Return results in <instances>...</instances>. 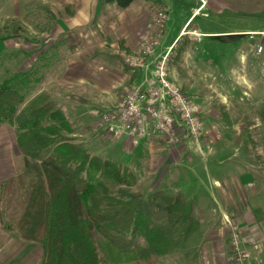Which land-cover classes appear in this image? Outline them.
Segmentation results:
<instances>
[{"label":"crops","instance_id":"crops-1","mask_svg":"<svg viewBox=\"0 0 264 264\" xmlns=\"http://www.w3.org/2000/svg\"><path fill=\"white\" fill-rule=\"evenodd\" d=\"M14 1L16 2V7L22 10L23 19L26 18L31 23L39 24L36 19L39 18L40 14L38 12L35 13V10L44 9V18L48 20L47 17L51 16L49 18L52 19L51 21H46V24L50 27L54 26V30L57 33L66 34L49 36L48 41L54 39V43L56 44L47 48H41V44L37 45L29 41H23V44L19 45V48H14L12 47L14 45L12 44L13 42L8 40L10 38L5 37L4 41H0V61L3 62L0 75L2 77L11 72H30L38 64L40 67L39 71L44 74H51L58 70L62 74L60 76L61 79L72 80L83 76L87 81V77L91 74V71L88 74L84 64L78 70H73V60L70 58L80 54L82 48L86 49L88 47L89 56H94L98 51H101L99 49L93 50L92 35L96 32L93 30L94 26L100 28V31H104L107 28V33H111V36H99L100 40H102L101 46L103 45V47L107 48L106 45L109 44V40H112L111 38L119 40L118 43L121 47L117 44V48H120L121 52L118 49L119 51H113L111 54H116L118 57H121L122 54H136L142 51L143 46L150 40V36H153L151 25L156 19L157 12L163 9L166 12L167 20L161 33L160 44L156 47L153 54L146 55L143 58V62L150 61L151 63L152 61V63L148 68H138L139 70L137 71H131L132 74L129 72V76L126 78L128 82L130 81L134 85L142 84L145 79L153 75L155 60L157 58L162 57L165 53L166 55L167 53H171L173 57H178L175 51L187 45L181 59L174 57L170 61L169 77L172 82L181 88L182 92L188 94L200 107L201 116L202 111L205 110V106H203L205 103L199 95V90L205 89V85H209L208 83L210 82L212 83V78L215 74L222 75L221 78L228 83L224 84L226 85L225 87L229 85L231 88L248 90L249 92L245 91L244 95L250 97L246 100L252 104V107H264V96L261 95L264 94V0H135L132 5L123 10L119 9L116 5H104L103 0ZM26 22L28 23V20ZM111 31L116 36H112ZM81 32L86 33L84 37L89 42V45L85 44L87 45L85 47L78 44V42L81 44V38L74 36L77 33L81 34ZM89 32L90 36H87ZM70 34L72 36H65ZM45 37L47 36H44L42 40ZM142 42L144 43L142 44ZM57 46L64 47L63 51H58ZM259 46L263 47V51L260 54L257 52ZM9 50L10 52H18L23 56L21 65L13 62L9 65L8 60L11 58ZM73 52L76 53L70 55ZM61 55L63 59L58 61L57 59L61 58ZM46 58H50V60L47 61ZM45 63L46 65L44 66ZM70 73L76 76L72 78ZM49 78H44L36 86L27 101L43 91L48 92L54 100L56 99L51 91L53 83L48 80ZM87 88L92 90V84ZM259 94L261 96H257ZM218 99L221 106L225 108V111L231 110L232 112L233 105L237 104V102L227 96H221ZM55 101L70 124L71 131L67 135L73 138L80 135L75 132L78 126L74 124V116L72 118L68 117V115L83 113L82 115H89V119L93 118L95 120L99 116V113L101 114V112L96 111L93 117V110L89 111L86 108L89 104L90 107L96 105L92 99L87 101L88 103H83V106L80 103L79 105L78 103L75 104L76 106L72 105L74 107L71 114H69L70 108L67 104L60 105L57 100ZM84 101L86 102V100ZM100 102H102V99ZM79 118L81 116H76V119ZM257 118V126H262L263 128L260 114L259 116L257 115ZM84 119L85 123L90 121L86 120V118ZM88 130H86L87 133ZM262 130L264 131V128ZM181 131L180 129L179 134L181 135L179 136L178 143L183 139L189 138L185 132ZM245 133L247 134V132ZM240 134L237 133L239 136ZM248 134H251V132ZM84 137L85 147H88L90 144L87 145L86 143L91 140L88 134ZM132 145V141L125 136L123 139L116 141V150H113L114 156L111 155L108 158L123 166H129L133 170H136V166L143 164V162L146 167H148V164L149 166L153 164L154 167H157L156 164H160V160L168 162V185H171L170 181H172L173 185L176 186L177 183L185 179L184 175L186 176V174L188 175L187 177H190L191 174L188 170H192L193 166H200V169L207 168V162L203 160L205 156H202L206 147L197 146L195 148L192 146L191 148L178 149L175 147L176 145L168 146V157L165 158L161 154H156V152H160V148H157V146L161 144L158 141V137L154 134H150L144 138L139 146L132 147ZM188 145L190 147V144ZM247 145L252 147V149H257L258 146L257 144ZM248 146L245 147L246 150ZM102 147L108 148L109 146L103 144ZM260 147L264 149V144ZM219 149L215 147L211 151L214 154L211 164L213 167L217 164L220 166V169H223L227 162H234L237 170L235 172L231 171L230 177L226 181L221 180L220 183L225 187L226 184L229 185L228 190L231 188V191L235 192V200L239 204L238 194L240 193L243 197L246 194L242 191V187L258 184L262 188L264 179L261 174L254 176L253 173L245 172L239 175L237 173L239 167L235 165L238 163L235 161V154L234 156H229L230 153L237 152V150H234L230 146ZM261 149L260 152H262ZM226 153L228 154L223 157V154ZM193 154L198 155V158L195 155L193 156ZM255 158L256 161L251 162L250 160V163L258 162L260 167L264 169V160H258L259 156H255ZM226 159L228 160L225 162ZM25 170V159L18 148L16 130L8 126L0 127V192L1 186L5 181ZM203 175L206 178L208 176L213 177L214 183L218 181L216 174L211 175L206 172V169L203 171ZM254 179L262 180V182L254 184ZM250 189L251 193L245 198L242 197L244 210L241 211L243 214V221L241 223L243 229L241 228V230L247 240L250 238L248 241L256 240V243L264 247L263 196L254 195L253 191L256 188L250 187ZM220 195L219 188L217 187L214 189L212 199L209 198V200L217 204L223 201V199H220ZM248 201L252 204L251 207L247 204ZM232 204L233 207L239 210L238 204L235 201H232ZM221 211L219 210L217 215H211V217L205 212L203 214L202 211L200 215V222L202 223L198 231L182 244L183 248H191V252L196 251V254L192 255L191 262L188 263L189 260L186 256L181 255L180 258L168 259V264H230L228 261L229 240L228 242L226 241V238L229 239L230 236V227L228 228L224 224ZM213 213H216L215 209H213ZM206 218H210L211 220L208 221ZM210 222L214 224L212 230L207 226ZM209 229L212 234H209ZM201 231L203 235L202 237L198 236L197 238L201 239L197 241L196 236L199 235L197 233ZM189 241H191L190 244ZM42 261L43 249L39 244L23 241L11 226L3 225L0 221V264H41Z\"/></svg>","mask_w":264,"mask_h":264},{"label":"trees","instance_id":"trees-1","mask_svg":"<svg viewBox=\"0 0 264 264\" xmlns=\"http://www.w3.org/2000/svg\"><path fill=\"white\" fill-rule=\"evenodd\" d=\"M134 1L103 0L121 10ZM34 70L0 75V127L16 130L26 164L1 186V223L42 247L41 264H160L198 231L195 202L182 192L135 191L122 164L67 135L48 92L27 101L44 76ZM260 118L264 128V109Z\"/></svg>","mask_w":264,"mask_h":264},{"label":"rangeland","instance_id":"rangeland-1","mask_svg":"<svg viewBox=\"0 0 264 264\" xmlns=\"http://www.w3.org/2000/svg\"><path fill=\"white\" fill-rule=\"evenodd\" d=\"M37 12L40 14L39 18L36 19V21L39 24L31 23L29 19L22 18V10L16 7V2L14 0H0V38H5V37L10 38L8 40H11V42H13L12 44L14 45H12V47L14 48H19V45L23 44V41H29L30 43H34L37 45L41 44L40 46L41 48H47L56 44L54 43L55 42L54 39L48 41L49 36H60V34H66V33L59 34L57 33L56 30H54V26L50 27L49 25L46 24V21H51L52 19L49 18L51 16L47 17L48 20L44 18L45 15L44 9H40L38 11L35 10V13ZM33 15L35 16V14ZM27 20L28 23L27 22L25 23V21ZM153 28L154 25L151 27V29ZM93 30L94 32L96 31L95 32L96 34L93 33L92 35L93 50L99 49L101 51H98V53L96 55L94 54V56L92 55L93 56L92 57L89 56L90 52L88 51V47L86 49L82 48V51L79 50L81 52L80 54H77L76 56L70 58L71 60H73L72 63L73 70L74 69L78 70L80 66L84 64L87 73L89 74V71H91V74L89 75L87 74L88 75L87 81L85 80V78H83V76L76 77V79H72V80L71 79L67 80L65 78L61 79L60 76H62V74H60L58 70L52 72L51 74L43 73L44 76L42 80H44V78L46 77H50L48 80H50L53 83L51 85L52 88L51 91L53 92L54 97L56 98L55 100H57L60 103V105L67 104L68 107L70 108L69 114H71L72 108L76 106L75 104L77 103L78 105L80 103L81 106H83V103H88L87 101H90V99H92V101L96 103V105H93V107H90V104L88 106L86 104L87 106L86 108L89 111L93 110V115H92L93 117L95 116L94 112L96 111L101 112V114L99 113L97 119L95 120L93 118L89 119L90 118L89 115L84 116L82 115L83 113L76 115L71 114L68 115V117L70 116L73 118L74 116V120H75L74 124L75 125L77 124L78 126L77 131L75 132H77V134H79L80 136L75 137L76 142L85 147L84 136L88 134L91 141L86 143L87 145L88 144L90 145H88V147L85 148L88 149L94 155H97L107 160H111L108 157H110L111 155L114 156V151L116 150L115 149L116 141H114L110 136L105 134V128L100 127V123H101L100 116L106 111L117 109L125 93L131 87L135 86L134 84H132V82L129 81L130 82L129 83L126 80V78H128L129 72L130 74H132L131 71H137L139 69L129 68L127 65H125L124 58L126 56H136L138 58H144L145 56L142 53L143 50L140 53H136V54H130V55L122 54L121 57H118V55L116 54H111L113 51L120 50V48H117L118 45L120 46V44L118 43L119 40H117L116 38L114 39L111 38L112 40L111 41L109 40V44L106 45L107 48H105L103 47V45L101 46L102 40H100L99 36H111V33L110 32L107 33L108 31L107 28L104 31L102 30L100 31V28H98L97 26L96 27L94 26ZM44 36L47 37H45V39L42 40ZM65 36H72V35L70 34ZM74 36H79L81 38L80 40L81 44L79 42L78 44L83 45L82 47L89 45V42H87L84 37L86 36L85 32H81V34L77 33ZM87 36H90V32L87 33ZM112 36H116V34L112 32ZM151 37L152 36H150L149 42L151 41ZM143 43L144 42H142V44ZM57 48L58 51L59 50L63 51L64 49V47L62 46H57ZM9 53L11 56L9 60L7 59L9 65L12 64L11 62L17 65H21L23 56H21L18 52L15 51L10 52L9 50ZM75 53L76 52H73L70 55H74ZM162 57H166V53L163 54ZM174 57L172 56L171 53L169 54L168 56L169 65H170V61L173 60ZM175 58L181 59L182 57H175ZM46 59L47 61L50 60V58H46ZM62 59L63 56L61 55V58H58L57 60L60 61ZM46 63L44 64V66L46 65ZM151 63L150 61L142 62L143 66L140 69H142L143 67L144 69L148 68L151 65ZM39 68L40 67L37 64L34 71L38 72ZM39 72L42 73L41 71ZM70 75L72 76V78L76 76L75 74L72 73H70ZM221 76H222L221 74H215L212 78L213 80L212 83L210 82L208 83L209 85H205L206 86L205 89H201V91L199 90V95L201 96L202 101L205 103L203 105L205 106V110L202 111V116L200 115V122L202 123L201 136L195 140L186 131L181 129L189 136L190 139L189 138L183 139L178 143L179 136L181 134H177L176 137L177 141L173 145L175 146L178 143L175 146L178 149H183L185 147L191 148L192 146H194L195 148L197 146L206 147V150L203 151L202 154V156H205L203 160L207 162L206 164L207 168L205 169L206 172L211 175L216 174L218 184L216 182L214 183L213 177L208 176V178H206V176L203 175V171H205V169H200V166L197 165L193 166L192 170H188L191 176L187 177L188 176L187 174L186 176L184 175L185 179L177 183L176 186L173 185L172 181H170L171 185H168V179H169L168 162L166 163L160 160V164L155 163L157 167H154L153 164H151L152 166L151 165L149 166L148 164V167H146L144 166V162H143V164L136 166V170H133L129 166H124V168L127 169L130 173H132L135 177V183L133 185V189L135 191H139L143 193L145 196H148L155 191H163L165 194L170 196H174L177 193L182 192L185 194L187 198L194 200L196 202L195 215L200 225L202 223L200 222V215L202 211L203 214L205 212L209 217H211V215L215 216L217 215L219 210L220 211L222 210L221 211L222 220L224 224H226L228 228L230 225L238 226L240 237H242L244 243L247 246L250 245L253 241L254 242L257 241L256 240H251V242L248 241L250 238H248L247 240L246 236L241 230V228L243 229V226L241 227L242 225L241 223L243 221V214L241 211L244 210L243 198H245L251 193L250 187H253V189L256 188L253 191L254 195L256 194L262 195L263 196L262 200L264 202V185L261 188L260 185L255 183L258 182L260 184L262 180L254 179L255 185L242 187L243 189L242 191L246 194L244 195V197L243 195L241 196L240 193L238 194V200H239V204H238V202L235 200L236 198L235 192L231 191V188L228 190L229 188L228 184H226L225 187L222 186V184L220 183L221 180L226 181V179L230 177L231 171L235 172L237 170L234 166V162L233 161L227 162L224 165L223 169H220V166L217 164H215V166L213 167L211 161L214 154L211 151H213V148L215 147L220 149H222V147H229V146L232 147L234 150H237V152L234 151V153H230L229 156H234L235 154L234 156L236 157L235 161L238 162L237 163L238 165L237 164L235 165L239 167L237 173L239 175H242L245 172L253 173L254 176H257L256 174H261V176L264 179L263 167H260V164L258 162L250 163V160L251 162L256 161L255 156L260 157L258 160H264V149H261L260 147L261 145L264 144V131L262 130L263 129L262 126L261 127L257 126L258 124L257 115L259 116L260 112L262 111L261 109H264V107L263 108L252 107V104L248 100H246L247 98L250 97L248 95H244V92L248 90L231 88L229 85L228 87H225L226 85L224 84H228V83L224 81V79H222ZM90 84H92V90L91 89L89 90L87 88ZM261 95L264 96V94ZM261 95L259 94L257 96H261ZM221 96H227L228 98L237 102L236 105H233L232 112L231 110L225 111V108L221 106L218 99V97L220 98ZM81 98L86 100V102ZM101 99L102 102H100ZM226 114L228 118L226 117ZM76 116H81V118L76 119ZM84 118L90 121H87L85 123ZM86 130H88V133ZM245 132H247V134L251 132V134L247 135ZM237 133L238 134L241 133L240 136L237 135ZM158 141L162 146L161 145L157 146V148H160V152H156V154L157 155L161 154L165 158L168 157V145L162 143L161 140ZM102 143L105 144V146L108 145L109 147L108 148L102 147L103 146ZM140 144L141 141L139 145ZM188 144H190V147ZM247 144L249 145L257 144L259 147L257 146V149L256 148L252 149V147L248 146ZM246 146H248L247 150L245 148ZM132 147H135V145H132ZM260 149L262 150V152H260ZM227 154L228 153L223 154V157H225ZM194 155L195 154H193V156ZM195 157L198 158V155H195ZM227 160L228 159H226L225 162ZM170 170L173 171L172 169ZM217 187L219 188L221 194L219 197L220 199H223V201L218 202L216 204L210 201L209 198L212 199V195L214 194V189ZM232 201H235L238 204L239 210L236 207H233ZM247 204L250 207L252 205L249 201L247 202ZM212 208L215 209L216 213H213ZM206 220L210 221L211 219L206 218ZM213 225L214 224L212 222L207 224V226L210 227L211 230ZM197 234L199 235H197L196 238L198 236L202 237L203 235L202 231L198 232ZM209 234H212V232L210 231ZM200 239L201 238H197L196 240L200 241ZM228 240L229 239L226 238L227 242ZM190 242L191 241H189V244ZM195 252L196 251L191 252V248H186V247L183 248L182 246V248L178 249L174 254L168 256L164 260H161L160 264H168V259L180 258L181 255L186 256V258L189 260L188 263H190L192 259V255L194 256ZM228 261H229V256H228Z\"/></svg>","mask_w":264,"mask_h":264},{"label":"built area","instance_id":"built-area-1","mask_svg":"<svg viewBox=\"0 0 264 264\" xmlns=\"http://www.w3.org/2000/svg\"><path fill=\"white\" fill-rule=\"evenodd\" d=\"M166 20V12L160 9L153 23L151 41L142 48L144 56L153 54L160 44ZM262 51L263 47L259 46L257 52L260 54ZM168 56L169 54L155 60L153 75L142 84L131 87L117 109L101 115L100 127L105 128V134L114 141L127 136L133 145L138 146L140 141L154 134L162 143L173 146L180 129L195 140L201 136L200 107L171 81ZM142 62L143 58L136 56L124 58L125 65L133 69L141 68ZM229 227L230 264H264L262 245L252 242L246 246L240 237L238 226Z\"/></svg>","mask_w":264,"mask_h":264}]
</instances>
